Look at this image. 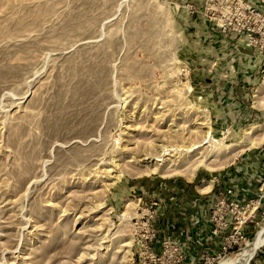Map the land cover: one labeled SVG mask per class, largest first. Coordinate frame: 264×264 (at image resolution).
I'll use <instances>...</instances> for the list:
<instances>
[{"label": "rangeland", "instance_id": "rangeland-1", "mask_svg": "<svg viewBox=\"0 0 264 264\" xmlns=\"http://www.w3.org/2000/svg\"><path fill=\"white\" fill-rule=\"evenodd\" d=\"M213 3L0 0V264H138L148 196L183 186L170 199L178 205L264 151V143L243 150L214 171L184 150L161 157L160 145L170 151L181 136L196 145L208 128L232 150L264 124L253 103L259 59L245 35L221 32ZM241 57L250 64L231 62ZM230 72L241 73L224 79ZM154 158L163 175L143 173ZM184 168L191 179L177 173ZM257 223L244 244L210 254L213 264L237 259L264 216ZM245 264H264V245Z\"/></svg>", "mask_w": 264, "mask_h": 264}, {"label": "built area", "instance_id": "built-area-1", "mask_svg": "<svg viewBox=\"0 0 264 264\" xmlns=\"http://www.w3.org/2000/svg\"><path fill=\"white\" fill-rule=\"evenodd\" d=\"M264 4L263 1H261ZM215 14H218V28L222 33L234 32L246 38L245 47L250 49L254 59H259L261 83L264 81V5L253 6L250 0H214ZM213 11V9H211ZM252 51V52H251ZM213 194L208 216L209 236L218 255L225 254L236 245L248 241L247 230L264 216V176L259 194L255 198L239 201L234 197V189L211 190ZM158 203H150L146 213L139 217L146 228L141 235L136 234L135 246L138 264H185V252L179 241L166 234L158 226ZM161 230V231H160ZM251 230V229H250ZM214 253V254H215ZM210 254L200 255L201 264H213Z\"/></svg>", "mask_w": 264, "mask_h": 264}, {"label": "crops", "instance_id": "crops-1", "mask_svg": "<svg viewBox=\"0 0 264 264\" xmlns=\"http://www.w3.org/2000/svg\"><path fill=\"white\" fill-rule=\"evenodd\" d=\"M234 60L237 63L240 60L246 64L249 61L251 62L250 58L248 59L247 57H241V59L233 58L231 62ZM253 72L248 71L246 68L242 72V78L245 81L249 80L251 82L255 78ZM239 73L241 72H230L222 76H227L226 78L223 77L224 79H232V75ZM236 79L238 78L236 77ZM257 160H259V163ZM263 176L264 151L254 156H249L248 158L244 157L243 162L239 163L237 167L223 172L216 179V184L213 182L214 185H212L210 191L214 190L217 192L218 190L233 188L234 197L239 201H245L246 199L258 196ZM181 188L183 186L178 188L174 187L171 191L166 192V187L162 186L147 198L158 201L156 211L158 213V222L162 224L160 229L162 228V231H165L168 235L170 234L180 242L185 252V264H198L200 263L198 260L200 255H212L216 252L215 248L217 246L213 244L208 232V216L213 194L209 195L210 191L206 194H200L196 190L199 194L196 195L197 193L194 194V192H191V189L186 192L188 188L186 186V194L183 195V199L178 201V205L171 203L170 199L174 195L173 192L176 193Z\"/></svg>", "mask_w": 264, "mask_h": 264}, {"label": "bare ground", "instance_id": "bare-ground-1", "mask_svg": "<svg viewBox=\"0 0 264 264\" xmlns=\"http://www.w3.org/2000/svg\"><path fill=\"white\" fill-rule=\"evenodd\" d=\"M253 98H254L253 103H254L255 107H258L261 109L264 108V81L261 83L260 87L255 92ZM199 125L203 126V125H205V123L202 122ZM245 136H246V139L244 141L239 142L236 145H234V148H232V150L228 149L227 151H225L229 147L223 146V144L221 142H219L218 140L213 138L211 136L210 129L208 128V129H206V131H204V134L201 137V142H199L196 145H192V144L187 145V139H185L184 137L181 136L179 138L180 146L173 147L172 149H170V151L167 150L169 147H171L170 145L165 146L163 144V145H160L159 148H160L161 157H163V160H164V156L170 157L171 152L172 153L175 152L173 155H177L180 150H184L186 152L185 154H186L187 161L193 160V162L196 165H203L208 171H214L219 166L227 165L228 162L233 161L237 156H239V154H241V152L243 150H246V149H249L252 147L261 146L264 143V124L249 127L248 129L245 130ZM204 145H206V148H203ZM203 149L209 150L208 153L210 154V156H207L208 155L207 152H206L207 155H204ZM201 150H203V151H201ZM215 152L220 153V155H222L225 158L219 164H214L210 160L211 156H213V154ZM154 159H155L154 160L155 162L152 163L151 165L143 166V173H152V174L158 173L160 175H163V173H166L167 172L166 166H162L161 164H157V162L163 163L164 161L156 159V158H154ZM165 165H167V164H165ZM186 171L189 174H186ZM177 173L187 175L189 179H191L193 177V172L191 171V169L188 170L187 168H184L182 170H179V172H177ZM119 177H120V173H116L115 177L113 179L114 181L112 184H114V182ZM212 183H213L212 180L206 181L204 184H202L201 186L198 187L199 192L200 193L209 192L211 187H212ZM130 204L131 203H129V202L126 203V207H128ZM125 216L126 215L124 213L122 215V217H125ZM130 245H131V241H128V242H124L122 247L123 248L124 247L129 248ZM263 245H264V228L260 229L257 232L254 241L251 244H249V246L246 250L242 251L239 254V257L237 259L221 261L219 264H245L249 260V258L251 257L252 253H254L256 250H258Z\"/></svg>", "mask_w": 264, "mask_h": 264}]
</instances>
